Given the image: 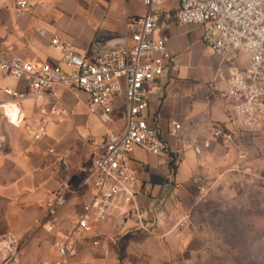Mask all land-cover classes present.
<instances>
[{"label": "built area", "instance_id": "1", "mask_svg": "<svg viewBox=\"0 0 264 264\" xmlns=\"http://www.w3.org/2000/svg\"><path fill=\"white\" fill-rule=\"evenodd\" d=\"M142 3L144 12L125 20L124 41L100 52L81 53L57 35L49 41L57 53L53 61L22 58L0 46V71L24 82L21 88H2L8 98L0 101V110L8 122H22V101L32 99L38 118L31 137H45L50 125L64 122L70 115L60 93L65 87L85 93L88 110L107 129L101 152L75 183L68 181L65 152L57 158L63 176L60 186L45 198L42 228L51 232L60 226L57 214L72 194L86 191L88 198L69 228L54 238L55 257L40 264H82L78 256L83 245L98 244V224L117 220L123 225L130 219L133 223L128 229H147L148 211L138 199V173L131 164V152L137 147L155 155H170L175 163L181 157L182 149L177 143H168L147 114L151 94L174 63L165 40L154 36L164 15L162 0ZM28 8L27 0H14L16 16ZM176 21L203 26L202 41L217 60L215 78L227 82L220 96L230 104L234 115L230 126L214 125L201 141L191 138L192 148L199 153L213 140H222L224 147H230L241 132L264 125V0H179ZM241 59L246 63H240ZM182 128L179 121L170 119L168 130L172 136L178 138ZM48 150L53 152V148ZM195 181L202 196L206 182L201 178ZM1 243L6 262L17 256L18 243L12 235L4 236Z\"/></svg>", "mask_w": 264, "mask_h": 264}, {"label": "crops", "instance_id": "2", "mask_svg": "<svg viewBox=\"0 0 264 264\" xmlns=\"http://www.w3.org/2000/svg\"><path fill=\"white\" fill-rule=\"evenodd\" d=\"M27 2L28 10L16 16L14 0H0V46L9 48L12 55L40 61L57 58V53L49 46L53 35L70 41L81 53L97 50L94 40L98 34H104V48L120 44L127 32L126 18L140 15L145 9L142 0ZM178 6L179 0H162L160 4L164 15L154 30V36L165 40L174 66L159 79V87L150 96L147 114L149 120L154 119L158 124L162 137L171 145L177 143L182 154L172 166L170 155H155L137 147L131 152V164L138 173V199L147 211L161 187L168 182L173 183V188L167 198L172 193L185 196L192 186L197 189L196 178L205 182L216 170L222 172L229 168L228 158L221 156L222 140H213L199 153L194 152L190 142L191 138L201 141L208 137L214 125L230 126L234 115L230 104L220 96V91L227 88V82L215 78L217 60L202 41L203 26L177 22ZM62 13L71 15L73 20L67 21ZM61 16H64L63 23ZM23 85V81L0 72V101L8 98L2 92L4 86L21 88ZM67 91L66 103L62 100L70 115L64 122L50 125L46 136L39 140L31 137L38 113L29 98L21 104L25 117L19 124L8 122L0 110V240L12 235L17 243L22 244L23 255L29 253L33 258L41 255L42 260L55 257L54 238L69 228L70 221L80 213L88 198L86 191L72 194L57 214L60 226L51 232L42 229L45 198L60 186L63 176L58 156L65 152L69 165L68 181L75 183L101 152L107 132L106 125L88 110L87 95L80 92L82 99L75 100L76 93L73 95L71 89L61 87V98L62 92ZM170 119L183 126L178 138L168 130ZM235 147L239 148V145ZM49 148H53V152H49ZM229 155L235 160L238 154L234 151ZM148 213V224H157L162 212ZM132 223L133 220L128 219L123 225L117 220L102 224L128 229Z\"/></svg>", "mask_w": 264, "mask_h": 264}, {"label": "rangeland", "instance_id": "3", "mask_svg": "<svg viewBox=\"0 0 264 264\" xmlns=\"http://www.w3.org/2000/svg\"><path fill=\"white\" fill-rule=\"evenodd\" d=\"M68 92H62L65 103ZM72 92L75 100L82 99L80 91ZM234 151L235 160L229 155ZM221 153L229 168L216 170L205 180L202 196L195 186L185 196L172 193L157 224L147 229L98 224V244H84L79 254L82 264H264V125L245 131ZM150 218L148 213L151 222ZM4 247L1 243L0 264L42 261L41 255H23L18 243L17 256L6 262Z\"/></svg>", "mask_w": 264, "mask_h": 264}, {"label": "water", "instance_id": "4", "mask_svg": "<svg viewBox=\"0 0 264 264\" xmlns=\"http://www.w3.org/2000/svg\"><path fill=\"white\" fill-rule=\"evenodd\" d=\"M105 38H104V34H98V36H96L95 40H94V47L97 49L95 50L94 52H100L101 50L103 49H107L109 48L108 46L107 47H103L104 43L105 42ZM123 41H124V38H123ZM122 41V42H123ZM121 42V43H122ZM120 43V44H121ZM120 44H116L114 46H118ZM173 188V183L171 182H168L167 184H165L163 187H161L159 193H158V196L153 200V202L148 206V211L154 215L158 214V213H161V212H164L165 211V208H164V202L168 196V194L170 193V191L172 190Z\"/></svg>", "mask_w": 264, "mask_h": 264}]
</instances>
